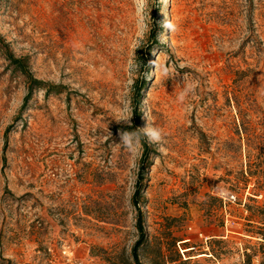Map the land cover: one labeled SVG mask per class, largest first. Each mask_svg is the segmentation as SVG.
<instances>
[{
    "label": "rangeland",
    "instance_id": "rangeland-1",
    "mask_svg": "<svg viewBox=\"0 0 264 264\" xmlns=\"http://www.w3.org/2000/svg\"><path fill=\"white\" fill-rule=\"evenodd\" d=\"M139 178L140 264H264V0H0V264H131Z\"/></svg>",
    "mask_w": 264,
    "mask_h": 264
},
{
    "label": "trees",
    "instance_id": "trees-1",
    "mask_svg": "<svg viewBox=\"0 0 264 264\" xmlns=\"http://www.w3.org/2000/svg\"><path fill=\"white\" fill-rule=\"evenodd\" d=\"M153 39V38H151ZM148 53V50L146 51ZM146 56V54H141V62H142V66L144 67L146 65V60L144 59V57ZM6 60L9 61V63L11 65H13L15 70H18L19 73L21 75H23L27 81H28V87H27V94L25 95L24 99H23V104H25L30 97L32 96V93L35 90H43L45 91V93L48 95L50 93H54V94H60L63 93L64 91V87L61 85H47L44 84L42 81H39L35 78H33L28 69H27V59L24 58H15L14 56H12V54L7 53L5 56ZM145 83L144 81H139V83H135L134 86V108H133V119H132V123L131 126H125L122 128V131H134V130H138V122H139V113L136 111V106L139 102L140 99V93L144 87ZM149 148L148 146H146L145 141H142V154H141V158H140V169H143L144 163L147 161L148 159V155H149ZM135 190L132 194L131 197V201H132V205L135 207L136 209V215H135V227H136V231H137V239L134 242V244L131 247L130 250V258H131V264H140L139 262V251L142 249V247L144 246V242H145V235H144V231H143V227H142V214L138 208V202H139V195H140V187H141V178L136 180L135 183ZM263 231H264V227ZM261 235V237H264V232ZM155 264H162V263H155Z\"/></svg>",
    "mask_w": 264,
    "mask_h": 264
},
{
    "label": "clouds",
    "instance_id": "clouds-1",
    "mask_svg": "<svg viewBox=\"0 0 264 264\" xmlns=\"http://www.w3.org/2000/svg\"><path fill=\"white\" fill-rule=\"evenodd\" d=\"M143 3L146 4L147 0H142ZM167 2V0H165ZM166 28H170L174 30V25H172L170 22L167 20L165 21ZM155 68H156V62H154ZM163 75L167 77L169 75V70L164 69L163 70ZM195 84H188L185 86L184 90L180 92L178 95L177 99L179 102L183 103L185 100L188 98L190 94L195 93ZM145 117L147 118L148 121V116L145 114ZM125 122L128 124V126H131V117L130 116H122L120 120H117V122ZM120 143L122 146L127 149L130 153L135 154L140 147L142 146V141L144 139H147L149 144H156V145H161L164 142L165 135L162 132L161 129L158 127L151 126L147 123V126L144 127L142 130H134V131H122L120 133ZM219 187V186H218ZM223 195H228L226 190H223L222 192ZM232 199L234 200L235 197L232 196Z\"/></svg>",
    "mask_w": 264,
    "mask_h": 264
},
{
    "label": "bare ground",
    "instance_id": "bare-ground-1",
    "mask_svg": "<svg viewBox=\"0 0 264 264\" xmlns=\"http://www.w3.org/2000/svg\"><path fill=\"white\" fill-rule=\"evenodd\" d=\"M166 5V4H165ZM167 6V5H166Z\"/></svg>",
    "mask_w": 264,
    "mask_h": 264
}]
</instances>
